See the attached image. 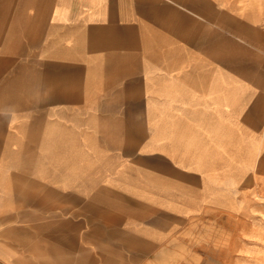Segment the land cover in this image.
<instances>
[{
    "label": "crops",
    "instance_id": "obj_1",
    "mask_svg": "<svg viewBox=\"0 0 264 264\" xmlns=\"http://www.w3.org/2000/svg\"><path fill=\"white\" fill-rule=\"evenodd\" d=\"M263 99L264 0H0V219L22 264H155L252 175Z\"/></svg>",
    "mask_w": 264,
    "mask_h": 264
},
{
    "label": "rangeland",
    "instance_id": "obj_2",
    "mask_svg": "<svg viewBox=\"0 0 264 264\" xmlns=\"http://www.w3.org/2000/svg\"><path fill=\"white\" fill-rule=\"evenodd\" d=\"M240 183L230 203H207L197 215L174 223L155 264H264V153ZM19 226V219H0V264H22Z\"/></svg>",
    "mask_w": 264,
    "mask_h": 264
},
{
    "label": "bare ground",
    "instance_id": "obj_3",
    "mask_svg": "<svg viewBox=\"0 0 264 264\" xmlns=\"http://www.w3.org/2000/svg\"><path fill=\"white\" fill-rule=\"evenodd\" d=\"M262 77V76H261ZM243 89V88H242ZM245 89V88H244ZM244 91V90H243ZM245 94H246V92H245ZM241 95V94H240ZM243 96V95H242ZM255 100V99H254ZM264 100V99H263ZM256 101H257V99H256ZM260 102V101H259ZM254 104V103H253ZM258 104V103H257ZM259 107V106H258ZM264 107V106H263ZM258 110V109H257ZM257 110H256V113H257ZM260 111V110H259ZM253 112V111H252ZM261 113V112H260ZM257 122V121H256ZM257 124V123H256ZM257 126V125H256ZM258 128H259V126H258ZM258 133V132H257ZM259 155V154H258ZM253 157H255V155H253ZM245 169V168H244ZM255 171V170H254ZM230 199V198H229ZM229 199H227V202H229ZM224 203V202H223ZM230 203V202H229Z\"/></svg>",
    "mask_w": 264,
    "mask_h": 264
}]
</instances>
